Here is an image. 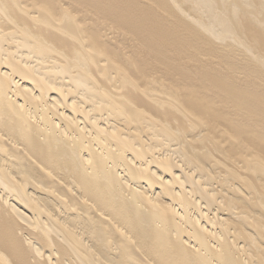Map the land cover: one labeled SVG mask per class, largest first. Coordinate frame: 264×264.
Listing matches in <instances>:
<instances>
[{
    "label": "bare ground",
    "instance_id": "bare-ground-1",
    "mask_svg": "<svg viewBox=\"0 0 264 264\" xmlns=\"http://www.w3.org/2000/svg\"><path fill=\"white\" fill-rule=\"evenodd\" d=\"M0 0V264H264V0Z\"/></svg>",
    "mask_w": 264,
    "mask_h": 264
},
{
    "label": "rangeland",
    "instance_id": "rangeland-1",
    "mask_svg": "<svg viewBox=\"0 0 264 264\" xmlns=\"http://www.w3.org/2000/svg\"><path fill=\"white\" fill-rule=\"evenodd\" d=\"M63 2H66V0H65V1H63Z\"/></svg>",
    "mask_w": 264,
    "mask_h": 264
}]
</instances>
